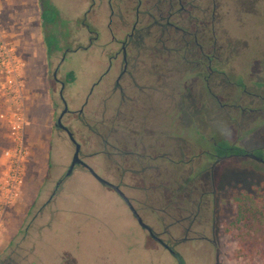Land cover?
<instances>
[{"label": "rangeland", "instance_id": "obj_1", "mask_svg": "<svg viewBox=\"0 0 264 264\" xmlns=\"http://www.w3.org/2000/svg\"><path fill=\"white\" fill-rule=\"evenodd\" d=\"M219 1L216 39L227 75L212 89L222 103L240 99L244 105L260 106V100L251 101L230 80L246 82L251 91L256 90V84H264V0ZM54 2L65 20L50 26L41 21V0H4L0 4V35L14 48L20 63L19 85L13 88L7 85L5 72L0 71V179L7 170L3 153L15 146L9 122L1 117L2 113L18 107L25 109L21 137L28 151L22 194L9 210L6 226L0 231V264H264V256L239 257L238 240L227 231L236 214L234 194L264 182V168L248 158L223 161L216 169L220 193L218 245L203 240L178 242L174 249L180 259L151 238L116 192L98 182L88 169L78 166L71 176L65 177L75 146L67 133L54 125L63 103L60 85L52 73L63 52L59 51V44L65 47L86 43V31L80 20L87 5L83 0ZM108 15L103 5L100 13L89 14L87 20L103 32L105 42L109 40L105 28ZM47 36L56 45L51 51L46 44ZM152 44L150 41L149 45ZM96 56L89 50L68 53L59 76L64 78V70L74 69L75 80L65 89L71 109L80 108L93 82ZM186 67L183 62L177 65L174 77L177 116L171 124L169 118H161L160 151L171 148L176 153L172 160H193L175 164L161 158L157 168L146 172L148 181L134 173L123 177L121 159H115L118 162L109 159L104 138L94 132L107 131L108 122L102 116L106 105L98 95L103 92L102 85L82 118L73 114L65 121L82 144L85 160L116 184L128 181L131 186L126 188L144 221L174 243L185 236L188 225V221L172 225L174 217L188 214L182 210L189 189L184 184L185 178L212 162L202 151L221 140L235 141L248 149L264 145V114L242 115L238 109L223 108L205 95L203 86L189 76ZM189 92L193 95L191 113L185 101ZM134 167L139 171L144 168ZM60 178L64 181L50 199ZM197 183L205 189L210 187L204 175Z\"/></svg>", "mask_w": 264, "mask_h": 264}, {"label": "flooded vegetation", "instance_id": "obj_2", "mask_svg": "<svg viewBox=\"0 0 264 264\" xmlns=\"http://www.w3.org/2000/svg\"><path fill=\"white\" fill-rule=\"evenodd\" d=\"M48 1L57 7L54 0ZM83 1L87 7L83 10L80 21L86 31V43L81 42L76 46L70 44L65 47L59 44V51L63 52L52 73L53 79L60 85L59 97L63 103V109L59 116L65 109L66 102L68 109L62 117L63 124L66 125V119L73 114L82 118L86 106L93 99L92 97L100 91L99 87L102 85L101 91L103 92H99L98 95L103 98L106 105L102 116L108 122L107 131L103 133L99 129H95L94 132L104 138L103 144L107 148L105 153L109 159L112 161H116L117 158L121 159L123 177L134 173L142 176L143 181H148L146 172L157 168V163L161 158L168 159L169 162L174 161L175 164L193 160L185 161L183 158L172 160V156L176 153L171 148L163 153L160 151L161 120L169 118V124H171L177 116L174 77L177 65L182 62L187 66L186 71L189 72V76L197 79L198 84L203 86L205 95L220 103L223 108H228V111L238 109L242 115L255 112L264 114V84H256V90L251 91L246 82L230 80V84L242 93H246L251 101L254 102L256 98L260 100V106L256 107L244 105L240 99L222 103L219 95L212 89V85H220L219 83L227 75L216 39L215 28L219 17L217 14L219 0ZM103 5L109 11L105 26L109 35L107 42L104 41L103 32L100 29H95L87 21L89 14L97 15L101 12ZM57 9L59 10L58 22H61L65 19L62 17V10L59 7ZM70 32L71 30L68 28L69 35ZM150 41L153 43L152 45H149ZM55 47L56 45L53 46V48ZM78 50H89L97 54L94 68H97V71L93 75V82L82 105L75 110L69 107L65 96L66 86L75 80L74 69L70 67V69L64 70V78H60L59 74L67 61L68 53ZM192 97L191 92L185 97L190 113ZM118 117H121V120L118 121ZM156 119H158L157 127L154 126ZM67 127L70 129L69 126ZM56 128L67 133L64 128ZM72 132L75 136V132ZM221 141H226L228 147L224 148ZM221 141L215 142L211 149L202 151L212 162H207L196 173H191L185 178L184 184L189 189L182 210L188 214L180 218L174 217L172 223V225H176L188 221L185 236L174 243L171 239L165 240L161 233L154 230L160 238L168 243L174 253L170 252L167 247L165 248L179 259L180 254L174 249V245L178 242L203 240L215 246L218 245L220 193L216 185V169L220 163L232 158H248L256 166L264 168V161L256 158L264 159V145L248 149L235 141ZM110 149L116 150L115 153L110 152ZM222 150L225 153H221ZM250 154L256 157L250 156ZM80 155L85 160L82 149ZM136 165H142L144 168L139 171L134 167ZM203 175L210 184L208 189L197 183L199 177ZM69 176L65 174V177ZM63 181V178L57 181L50 199L54 197ZM117 184L140 213L134 198L126 188L131 184L128 181ZM116 194L120 197L117 192ZM124 203L129 208L125 201ZM165 232L169 233V230H165Z\"/></svg>", "mask_w": 264, "mask_h": 264}, {"label": "built area", "instance_id": "obj_3", "mask_svg": "<svg viewBox=\"0 0 264 264\" xmlns=\"http://www.w3.org/2000/svg\"><path fill=\"white\" fill-rule=\"evenodd\" d=\"M19 67L20 63L14 48L9 46V43L0 35V71L5 72L7 85L10 88L19 85ZM21 96V94L18 95L19 98ZM25 116V109L20 107L9 110V113L1 114V117L6 118L9 122L10 136L15 142V146L6 149L3 153L7 170L0 179V231L5 226L9 210L15 205L23 190L24 161L28 154L27 147L21 137Z\"/></svg>", "mask_w": 264, "mask_h": 264}, {"label": "trees", "instance_id": "obj_4", "mask_svg": "<svg viewBox=\"0 0 264 264\" xmlns=\"http://www.w3.org/2000/svg\"><path fill=\"white\" fill-rule=\"evenodd\" d=\"M41 21L43 25L56 24L59 19V10L48 0H41ZM46 44L51 51L53 40L47 36ZM224 148L226 141H221ZM242 151V150H240ZM221 153H225L224 150ZM236 205V214L227 226V231L234 234L238 240L237 255L253 259L264 256V182L252 185L251 188L240 189L233 196Z\"/></svg>", "mask_w": 264, "mask_h": 264}, {"label": "water", "instance_id": "obj_5", "mask_svg": "<svg viewBox=\"0 0 264 264\" xmlns=\"http://www.w3.org/2000/svg\"><path fill=\"white\" fill-rule=\"evenodd\" d=\"M65 109L63 110V112L61 113V115L57 118V121L55 123V126L56 127H61V128H64L71 141L74 143L75 145V150H74V154H73V157H72V161L69 165V168L67 170V173L66 175L69 176L73 173L74 171V168L76 166H83L84 168L88 169V171L97 179V181H99L102 185H105V186H108L110 188H112L114 191H116L120 197L128 204L130 210L132 211V214L133 216L136 218V220L138 221L139 225L146 229L150 236L156 240H158L164 247H167L169 249L170 252L174 253V251L170 248V246L168 245V243H166L162 238L159 237V235L154 231V228L148 224L147 222L144 221L142 215L138 212V210L135 208L134 204L132 203V201L130 200V198L125 194V192L121 189V187L108 180L107 178L103 177L102 175H100L95 169L94 167H92L87 161H85L81 155H80V152H81V149H82V144L76 139V137L74 136V133L66 126L63 124L62 122V117L64 115V113L66 112V110L68 109V106H67V103L65 102ZM250 156H254L253 154H250ZM256 157V156H254ZM258 158L259 160H262L264 161L263 158H260V157H256Z\"/></svg>", "mask_w": 264, "mask_h": 264}, {"label": "crops", "instance_id": "obj_6", "mask_svg": "<svg viewBox=\"0 0 264 264\" xmlns=\"http://www.w3.org/2000/svg\"><path fill=\"white\" fill-rule=\"evenodd\" d=\"M3 2H4V0H0V4H2ZM2 5H3V4H2ZM5 226H6V224H5ZM5 226H4V228H5ZM1 233H2V231H1ZM1 233H0V234H1ZM1 235H2V234H1ZM1 235H0V236H1Z\"/></svg>", "mask_w": 264, "mask_h": 264}]
</instances>
